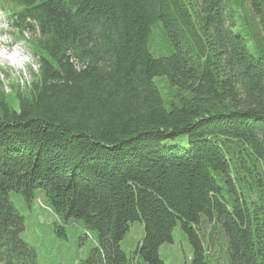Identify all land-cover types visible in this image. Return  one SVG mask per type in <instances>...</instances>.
<instances>
[{
  "label": "trees",
  "instance_id": "1",
  "mask_svg": "<svg viewBox=\"0 0 264 264\" xmlns=\"http://www.w3.org/2000/svg\"><path fill=\"white\" fill-rule=\"evenodd\" d=\"M38 64L0 84V264H39L10 200L43 190L98 243L81 264H145L180 223L191 264H264V0H0ZM174 47L154 56V32ZM153 43V44H152ZM176 87L164 100L155 77ZM187 137L184 145L179 137ZM225 236L222 262L204 221ZM139 261V260H138Z\"/></svg>",
  "mask_w": 264,
  "mask_h": 264
},
{
  "label": "rangeland",
  "instance_id": "2",
  "mask_svg": "<svg viewBox=\"0 0 264 264\" xmlns=\"http://www.w3.org/2000/svg\"><path fill=\"white\" fill-rule=\"evenodd\" d=\"M157 28L153 33L157 40L152 43V52L154 56H167L174 47L163 30H159L160 25ZM19 35L17 29L10 25L9 18L0 12V84L6 93L11 92V85L20 84L23 87L29 84L33 79L32 72L38 68L30 43L35 32L26 29L24 37L19 38ZM154 80L164 100L170 102L176 87H172L165 76L155 77ZM178 140L187 145L186 136ZM10 200L25 217L21 235L36 249L39 264H81L97 246V231L88 229L82 219H60L43 190H37L31 202L21 193L11 191ZM213 224H216L213 219L204 221L202 231L208 242L212 240V253L222 262L226 238L220 231L212 229ZM142 236L143 224L135 221L121 242L122 248L134 256V264H145L136 254ZM191 255L192 247L179 223L173 231V242H166L160 247V256L166 264H191Z\"/></svg>",
  "mask_w": 264,
  "mask_h": 264
}]
</instances>
